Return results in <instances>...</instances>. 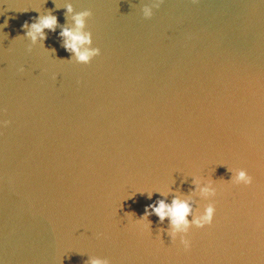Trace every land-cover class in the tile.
Masks as SVG:
<instances>
[{
    "label": "water",
    "instance_id": "obj_1",
    "mask_svg": "<svg viewBox=\"0 0 264 264\" xmlns=\"http://www.w3.org/2000/svg\"><path fill=\"white\" fill-rule=\"evenodd\" d=\"M147 2L0 0V264H264V2L164 0L145 20ZM68 4L92 13L88 65L62 46ZM48 14L55 31L22 38ZM194 177L217 196L190 252L158 236L167 219L132 222L169 186L202 211Z\"/></svg>",
    "mask_w": 264,
    "mask_h": 264
},
{
    "label": "clouds",
    "instance_id": "obj_2",
    "mask_svg": "<svg viewBox=\"0 0 264 264\" xmlns=\"http://www.w3.org/2000/svg\"><path fill=\"white\" fill-rule=\"evenodd\" d=\"M55 3V0H53ZM196 3L197 0H192ZM264 2V0H261ZM164 0H148L141 7L142 17L145 20H149L153 17L154 10H158ZM58 8L59 6L56 5ZM66 14L72 16L73 28H65L60 32V36L63 38V48L66 52L70 54V59L67 61L75 62L80 65H88L91 61L100 55V49L93 47L92 34L86 31V21L90 18L92 13L88 10L76 12L73 15L74 9L68 4L65 5ZM5 25H0V27H5ZM57 25V18L54 15L48 14L45 16H38L35 22L31 24L25 22L22 28L25 30L24 36L30 40L33 44L38 40L43 41L46 39L45 30L55 31ZM54 51V50H53ZM19 72H23V67L18 69ZM9 121L0 120V128L7 127ZM229 172L232 174L230 182H225V184L233 186H243L245 188L251 187L254 183V177L251 176L248 171L244 169H230ZM175 181L172 182L174 184ZM193 184V194L199 196V198L207 203L204 204L202 211H197L193 214L192 208L190 206L188 199H181L179 195L173 194V189L171 186L166 189H157L154 192L158 193L159 196L165 199L169 194H173V199L170 204L165 202V199H160L154 204L149 205L139 219H133L132 222L143 231H150L151 221L150 216H156L160 223H163L166 219L169 223L168 230H161L158 232L160 234H166L171 243H175L179 240V244L185 253L191 251L192 242L188 238L191 229H204L210 227L213 223L216 206L214 203L215 197L217 196V186L211 180H202L199 177H194L192 179ZM153 191L147 192V198L151 199L154 193ZM131 219L133 214H127ZM192 216L191 220L188 219ZM99 238V235L98 237ZM86 264H110L108 259H90Z\"/></svg>",
    "mask_w": 264,
    "mask_h": 264
}]
</instances>
